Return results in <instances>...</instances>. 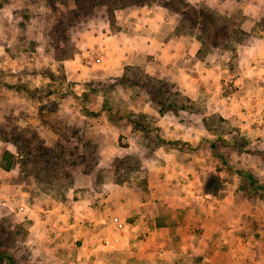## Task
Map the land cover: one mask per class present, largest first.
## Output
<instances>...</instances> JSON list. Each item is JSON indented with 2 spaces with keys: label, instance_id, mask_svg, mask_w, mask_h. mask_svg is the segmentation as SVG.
<instances>
[{
  "label": "rangeland",
  "instance_id": "obj_1",
  "mask_svg": "<svg viewBox=\"0 0 264 264\" xmlns=\"http://www.w3.org/2000/svg\"><path fill=\"white\" fill-rule=\"evenodd\" d=\"M83 2L0 0V264H26V257L27 264H64L36 249L45 237L35 234L52 226L53 214L68 226L67 192L87 191L92 178L93 188L135 186L134 200L163 188L210 198L236 193L244 241L250 222L253 238L264 241V0H193L180 13L162 1L105 0L91 15L78 7ZM157 16L178 17L173 31L144 24L152 50L135 53L125 41L141 29L120 36L122 27L159 24ZM100 21L109 28L93 31L89 25ZM116 33L124 62L93 78L110 58L103 40ZM77 45H88L89 55ZM201 165L212 169L207 178ZM151 259L144 253L126 264Z\"/></svg>",
  "mask_w": 264,
  "mask_h": 264
},
{
  "label": "crops",
  "instance_id": "obj_2",
  "mask_svg": "<svg viewBox=\"0 0 264 264\" xmlns=\"http://www.w3.org/2000/svg\"><path fill=\"white\" fill-rule=\"evenodd\" d=\"M135 31L122 27L120 36ZM140 31L133 36L135 44L130 45V49L135 53L150 52L152 46L148 45L145 28ZM117 34H112L108 43H104L106 57L110 58L108 64L99 63L93 78L112 75V71L124 62L126 57L118 52L124 45L119 43ZM92 38L93 42L98 41L97 37ZM76 61H72V65ZM90 180L87 191L73 190L76 193L65 203L67 214L63 216H69L68 226L58 223L60 214H53V227H43L40 233L37 231L35 237L38 234L45 237L38 244L34 243L38 251L50 249L52 258L64 264H112L111 261L117 259H106L102 251H108L109 256L118 255L119 264H126L144 253L150 258L155 255L156 261L151 259L150 264H264V241L253 238V221L247 227L249 241H244L246 237H243L242 228L246 214L241 210L242 203L236 193L226 194L224 191L210 198V195L200 193L182 196L174 188H163L161 191H145L134 200L135 186L110 183L93 188L96 181ZM180 204L184 208L180 209ZM59 205L64 206V203ZM86 205L92 207L81 209ZM96 205H101L100 209L94 208ZM181 210L185 212L181 213ZM84 219L91 221L87 224ZM49 228L55 230L57 238L51 239L54 231ZM105 240L112 243L110 248L104 246ZM30 242L28 240L27 244Z\"/></svg>",
  "mask_w": 264,
  "mask_h": 264
},
{
  "label": "clouds",
  "instance_id": "obj_3",
  "mask_svg": "<svg viewBox=\"0 0 264 264\" xmlns=\"http://www.w3.org/2000/svg\"><path fill=\"white\" fill-rule=\"evenodd\" d=\"M187 2H188V3H192L193 0H187ZM5 15L10 17L11 14H10V12H5ZM133 15H134V13H133ZM156 20H158L160 23H159V24H156L155 21H148V20H145V21H143V22H141V23H137V24L135 25V30H136V31H139V30L143 27L144 24H151V25H152V27H151V31H152V32H159V31H160V27L163 26L165 23H167V25H168V32H171V31H173V29H174V27H175V25H176V23H177L178 17L173 16V17L169 18V19L165 22V20L163 19L162 16H157V17H156ZM89 26L93 28V31L107 30V29L109 28V24H108L107 22H105V21H100L97 25H92V24H90ZM73 39H75V37H73ZM145 39H147V38H145ZM99 42H100V41H94L93 43H99ZM103 42H104V43H108V40L105 38V39L103 40ZM125 43H126L127 45H134V44H135V40H126ZM153 43H155V41H153ZM260 43H261V44H264V41H261ZM77 46L81 49V51L83 52V55H84L85 57H87V56L89 55L88 52L84 51V49H85L86 47H88V45H77ZM102 50L107 51V49H102ZM41 51H42V49H41ZM253 51H255V49H249V50H248V55L251 56V54H252ZM237 52H240L241 55H243V52L241 51V46H239V45H237ZM189 55L194 56V55H195L194 50H191L190 53H189ZM228 58H229V57H228V54H225L224 56H221V57H220V60H222V61H224V62L226 63L227 60H228ZM207 59L210 60V61H214V60L216 59V57H215V56H209ZM245 63H246V61L241 60V64H242V65L245 64ZM216 68H217V70H219L220 65L217 64V65H216ZM53 71H55V66H53ZM224 71L226 72L227 69L225 68ZM209 75H212V74L209 73ZM245 75H249V73H245ZM101 79H102V78H101ZM215 79H216V80H219V76H216ZM218 93H219V88H217V94H218ZM120 94L123 95L122 92H121ZM124 99L127 100V96H124ZM145 110H146V109H145ZM214 111H220V109L217 108V109H214ZM222 114H223V113H222ZM176 127L179 128V127H182V126H181V125H176ZM184 138L187 139V137H184ZM208 139H209V140H214L215 137H214V136H208ZM140 155L143 156V151H142V150L140 151ZM159 155H160V153H159V151H157V152H156V156H159ZM195 163H196V162L194 161V164H195ZM200 167H201V175L204 176L205 178H207V174L210 173V172H212V169L209 168L207 165H201ZM198 188H199V184L197 183V189H198ZM181 191H184V189L181 188ZM67 195H68L69 200H70V199H71V196H72V192H71V190H69V191L67 192Z\"/></svg>",
  "mask_w": 264,
  "mask_h": 264
},
{
  "label": "trees",
  "instance_id": "obj_4",
  "mask_svg": "<svg viewBox=\"0 0 264 264\" xmlns=\"http://www.w3.org/2000/svg\"><path fill=\"white\" fill-rule=\"evenodd\" d=\"M88 1V5L85 6V2H83V4H78V7L83 10L84 9V13H88L90 14V12L93 11V7H95L96 5H99V3H102V1L105 0H87ZM133 1L132 3H138L140 5H144L145 3H155V1H162L164 7L170 9L172 12L175 13H180L182 10V6H188V2H186V0H131ZM85 6V7H84ZM84 7V8H83ZM75 15L78 17L79 13L76 12ZM91 15V14H90ZM93 19V18H92ZM22 262H25L26 264L29 263L28 258L26 257Z\"/></svg>",
  "mask_w": 264,
  "mask_h": 264
},
{
  "label": "built area",
  "instance_id": "obj_5",
  "mask_svg": "<svg viewBox=\"0 0 264 264\" xmlns=\"http://www.w3.org/2000/svg\"><path fill=\"white\" fill-rule=\"evenodd\" d=\"M103 243L107 247L111 246V242L109 240H105Z\"/></svg>",
  "mask_w": 264,
  "mask_h": 264
}]
</instances>
